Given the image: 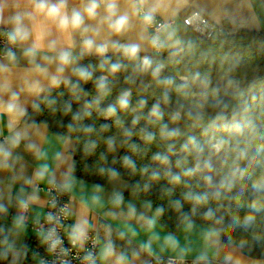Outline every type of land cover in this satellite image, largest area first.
<instances>
[{
  "label": "clouds",
  "instance_id": "clouds-1",
  "mask_svg": "<svg viewBox=\"0 0 264 264\" xmlns=\"http://www.w3.org/2000/svg\"><path fill=\"white\" fill-rule=\"evenodd\" d=\"M0 264H264V0H0Z\"/></svg>",
  "mask_w": 264,
  "mask_h": 264
}]
</instances>
